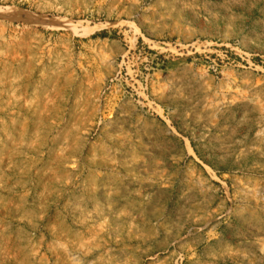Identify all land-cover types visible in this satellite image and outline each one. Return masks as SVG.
Wrapping results in <instances>:
<instances>
[{
	"label": "rangeland",
	"instance_id": "rangeland-1",
	"mask_svg": "<svg viewBox=\"0 0 264 264\" xmlns=\"http://www.w3.org/2000/svg\"><path fill=\"white\" fill-rule=\"evenodd\" d=\"M0 10V264H264V0Z\"/></svg>",
	"mask_w": 264,
	"mask_h": 264
},
{
	"label": "bare ground",
	"instance_id": "bare-ground-1",
	"mask_svg": "<svg viewBox=\"0 0 264 264\" xmlns=\"http://www.w3.org/2000/svg\"><path fill=\"white\" fill-rule=\"evenodd\" d=\"M0 15H6V12L5 11H3V10H0Z\"/></svg>",
	"mask_w": 264,
	"mask_h": 264
}]
</instances>
